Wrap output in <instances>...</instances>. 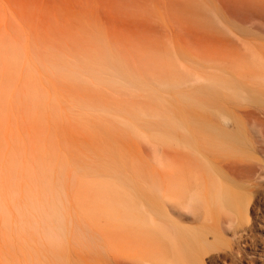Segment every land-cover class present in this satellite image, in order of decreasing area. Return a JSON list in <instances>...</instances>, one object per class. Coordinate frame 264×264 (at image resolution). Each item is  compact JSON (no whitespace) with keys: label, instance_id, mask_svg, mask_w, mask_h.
Listing matches in <instances>:
<instances>
[{"label":"rangeland","instance_id":"374dc122","mask_svg":"<svg viewBox=\"0 0 264 264\" xmlns=\"http://www.w3.org/2000/svg\"><path fill=\"white\" fill-rule=\"evenodd\" d=\"M262 79L264 0H0V264H173L120 192L196 239L180 264H264ZM208 176L238 214L189 204Z\"/></svg>","mask_w":264,"mask_h":264},{"label":"bare ground","instance_id":"6f19581e","mask_svg":"<svg viewBox=\"0 0 264 264\" xmlns=\"http://www.w3.org/2000/svg\"><path fill=\"white\" fill-rule=\"evenodd\" d=\"M106 67L107 69L112 70V73L109 74L111 77L104 76L101 79L105 81H110L112 82V84L114 81V83L118 84L119 82L118 80H121L122 78H124L125 76L124 74H123L124 76H122V73L116 72L110 66H106ZM262 80L264 81V79ZM129 81H131L132 84L136 82V80L134 79H130ZM230 81L232 82V80ZM209 83L211 84V82ZM120 84L122 85V82H120L119 85ZM213 85H217V84H213ZM232 87L234 86L232 85L230 88L232 89ZM252 87L246 86L245 90H247V92L249 90L250 93H253L254 87L253 88ZM259 88H255V90L258 91ZM261 88L259 90L260 92L263 90V89L261 90ZM151 91H150L151 93H153L154 95H157L155 93L157 92V90L151 89ZM258 93L259 92H257V94ZM188 105H189V102H188ZM185 106H187V104ZM193 108H194V105H193ZM187 109L185 108L184 110L186 111ZM188 110L186 111L188 113V118L184 119V121L186 120L188 123L187 128L195 129L200 134H203L204 136L208 135L204 132V129H203L204 128L203 124L205 122L202 120L200 125L199 123L194 122L193 115H192L193 111L191 110L188 111ZM163 120H164V124L167 125L166 126L167 128H170L172 130L177 128L178 126H180L179 124L182 123V121L180 120V109L174 110L170 108L167 115H165ZM207 166L208 168H210L209 165ZM205 170H207V168ZM212 173H211V177H213ZM208 177H209L208 179L199 178V177L197 178L195 177L193 179L192 185L189 187L187 191V199H188L189 204H194L200 207L201 209H203L205 213L215 211L216 209H219V208H228V209L234 210L238 214L239 211L237 210V208L239 207V205L237 203L235 194L232 191H230V189L228 188V186H226V184L221 183L219 181L218 182L215 181L214 179L215 177L214 178H211L210 176ZM120 181H125V180H120ZM120 194H121V197L114 201L116 204V207L114 208H117V207L125 208L122 210H126V213L128 214L129 218H131L137 224L140 223L141 226L143 227L142 229H146V231L153 234L155 238H157V240L165 247V251L163 250L162 251L165 257L167 258V260H171L173 264L184 263V253L188 255L192 254L197 244L196 239L193 237H186V236H185L186 238H184V231L186 229L179 228V226L178 228H176L172 225L165 223L164 220L161 218V214L159 213L158 209H151V210L144 209L141 211L142 205L140 202L135 203L134 205H131V203L129 204L127 201L129 194L128 193L123 194L122 192H120ZM49 234L53 236L52 232H49ZM255 264H262V263L261 261H259V262H255Z\"/></svg>","mask_w":264,"mask_h":264}]
</instances>
